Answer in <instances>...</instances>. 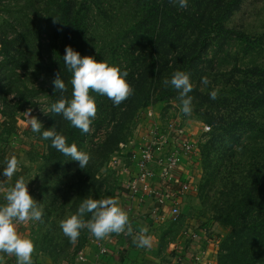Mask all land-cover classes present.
Instances as JSON below:
<instances>
[{"label": "rangeland", "instance_id": "obj_1", "mask_svg": "<svg viewBox=\"0 0 264 264\" xmlns=\"http://www.w3.org/2000/svg\"><path fill=\"white\" fill-rule=\"evenodd\" d=\"M81 1L90 4L86 11L88 24L66 31L53 26V0H0V123L7 116H14L19 121L16 133L8 135L5 144L7 157L15 156L18 168L11 178L0 176V204L5 203L3 196L7 188L22 176L28 182L29 194L43 210L42 222L27 221L16 225L20 235L34 242L33 264H75L79 252L96 239L87 230H82L78 239L70 242L61 232L59 222L74 214L81 200L87 197L103 199L110 196L127 210L131 201L125 196L123 184L134 171L129 160L130 151L142 146L143 136L154 124L162 127L175 124L184 131L193 149L192 159L184 162L187 176H191L192 190L182 198L175 221L164 217L163 221L154 222L156 233L153 234V243L160 249L156 263L152 264H171L177 255L182 264H203L207 253H212L216 261L220 242L227 234L218 216L222 209L238 205L237 200L241 199L239 195L244 190L242 183L248 186L252 177L250 188L257 186L260 155L249 152V144L242 135L235 146L240 144L244 147L236 149L231 159L220 160L222 151L217 161V154L212 156L215 168L211 175L214 177L209 180L208 161L205 162L202 150L211 138V126L199 116L203 108L212 114L218 109H210L206 104L192 106L191 115L185 116L180 111L179 100H162L142 106L133 117L126 116L123 125L119 126L123 106L111 105L110 99L108 102L103 100L105 95L91 90L90 95L97 108L95 119L87 133L79 130L78 135L70 140V122L48 111L49 106L62 96L66 100L71 99V72L63 62L65 46H71L81 56H92L97 61L104 60L125 69L120 54L110 63L108 47L114 43L122 45L123 42H116L115 38L127 25L121 24L122 20L115 21V15L128 11L121 9L120 0H72L74 19L78 16L77 10L83 8ZM251 1L244 2L242 12L238 14L244 20ZM247 14L250 16L249 12ZM57 76L65 83L66 91L63 93L54 91L52 81ZM211 89H217L214 83ZM32 116L42 123L41 131L52 128L66 138L67 144L76 142L78 150L90 155L89 165L81 169L77 161H71L70 157L51 147L50 140L32 132L29 124ZM116 125L120 135L124 134L120 142L123 144H118L109 154L99 153L101 142ZM164 132H168L167 128ZM68 164L66 182L59 186L56 176L61 175L65 169L63 165ZM92 168L96 171L93 180L89 177ZM114 235L108 236L115 238ZM193 235L196 238L193 239ZM0 256L3 264H16L15 256L2 253ZM196 257L199 260H194Z\"/></svg>", "mask_w": 264, "mask_h": 264}, {"label": "trees", "instance_id": "obj_2", "mask_svg": "<svg viewBox=\"0 0 264 264\" xmlns=\"http://www.w3.org/2000/svg\"><path fill=\"white\" fill-rule=\"evenodd\" d=\"M248 1L251 0H189L188 7L181 9L171 0H120L121 9L128 13H117L115 21L122 20L121 24L127 26L119 30L115 40L123 43L108 47L110 63L120 54L125 68L122 70L127 71L126 79L133 89L132 95L120 103L123 118L119 126L126 116L133 117L146 104L178 100L177 92L163 81L175 71H185L193 84L189 93L192 106L206 104L218 109L212 114L203 108L199 116L211 126V138L202 150L208 161L209 180L214 177L212 156L217 154V161L222 151L220 160L231 159L236 149L244 147L235 146L242 135L249 152L260 155L257 186L250 188L252 177L248 176L251 179L248 186L242 183L244 190L238 205L222 209L218 216L227 234L220 242L216 264H264V0H252L244 20L238 14ZM79 3L83 8L77 10L74 19L72 0H53L55 29L73 31L88 24L86 11L90 4ZM201 77H207L209 83L203 85ZM213 83L217 87L215 100L209 98ZM103 100L108 102L109 98L105 96ZM18 122L16 117L7 116L0 123V167L7 157L6 137L16 133ZM118 125L101 142L99 153L109 154L122 142L124 134L120 135ZM78 131L71 126L70 140ZM63 166L62 174L56 176L59 186H64L70 164ZM93 168L91 180L96 174Z\"/></svg>", "mask_w": 264, "mask_h": 264}, {"label": "clouds", "instance_id": "obj_3", "mask_svg": "<svg viewBox=\"0 0 264 264\" xmlns=\"http://www.w3.org/2000/svg\"><path fill=\"white\" fill-rule=\"evenodd\" d=\"M171 3L178 4L181 9H186L189 0H171ZM53 21L56 22L54 19ZM64 52V65L71 72V99L66 100L62 96L49 106L48 111L61 115L70 122L71 126L78 128L82 133H87L97 112L90 90L107 96L114 106H118L132 95L133 89L127 82L126 70H121L118 66L111 65L104 60L97 61L92 56H81L71 46H65ZM201 83L207 85L208 78L201 77ZM52 84L54 91L59 90L61 93L66 91L65 83L60 76H57ZM163 84L171 86L177 92L181 113L190 116L193 110V97L189 95L193 88L190 74L185 71H175L170 79L163 81ZM216 97V90L209 92L210 99L215 100ZM42 112L47 115L45 111ZM29 124L32 132L40 133L42 139L50 140L51 147L64 156L70 157L71 161H77L81 169L87 166L90 160L87 152L78 150L74 143L67 144L66 138L52 128L41 131L42 123L35 116L29 118ZM2 164L0 176L11 178L18 168L17 158L15 156L6 157ZM27 183L22 176L19 177L14 185L7 188L3 196L5 203L0 204V253L15 256L16 264H33L32 254L34 252V242L20 235L16 225L27 221L42 222L43 215L40 204L29 194ZM86 215H88L87 219H85ZM59 227L73 243L78 239L82 230H87L97 240L111 233L127 235L132 232L127 212L119 205L117 199L110 196L103 199L83 198L76 212L61 220ZM147 232L146 227L141 228L132 239V244L137 248H149L152 237L147 235Z\"/></svg>", "mask_w": 264, "mask_h": 264}, {"label": "built area", "instance_id": "obj_4", "mask_svg": "<svg viewBox=\"0 0 264 264\" xmlns=\"http://www.w3.org/2000/svg\"><path fill=\"white\" fill-rule=\"evenodd\" d=\"M174 125L162 127L154 124L143 137L142 146L131 150L129 154L134 171L123 184L125 196L136 204L150 200L152 207L147 215L153 222H161L164 217L175 221L179 215L181 198L192 190L191 176L186 173L181 178L180 174L184 172V162L192 159L193 149L184 131ZM165 128L168 132H164ZM192 238H196V235ZM107 253L105 245L97 244L93 264H100L101 257ZM77 260L83 262V254L79 253ZM171 264H182V259L177 255Z\"/></svg>", "mask_w": 264, "mask_h": 264}, {"label": "crops", "instance_id": "obj_5", "mask_svg": "<svg viewBox=\"0 0 264 264\" xmlns=\"http://www.w3.org/2000/svg\"><path fill=\"white\" fill-rule=\"evenodd\" d=\"M144 137V136H143ZM184 166L183 174L180 177L186 176V170ZM182 201V198H181ZM132 205V206H131ZM130 207L125 210L129 216L130 226L132 227V233L127 236L122 234L107 236L103 239L95 240L89 245H86L79 253L83 254L84 261L79 262L76 260L75 264H93L94 255L97 252V244H103L107 248V254L101 257L100 264H152L156 263V255L160 246L153 243V234L156 233V224L148 218V211L152 207V202L146 200L144 203L136 204L131 202ZM138 207L136 210H131L132 207ZM146 227L148 232L147 235H151L152 241L149 248H137L132 244V239L139 233L141 228ZM207 258L203 264H216L215 256L206 254ZM0 264H3L2 258L0 256Z\"/></svg>", "mask_w": 264, "mask_h": 264}]
</instances>
